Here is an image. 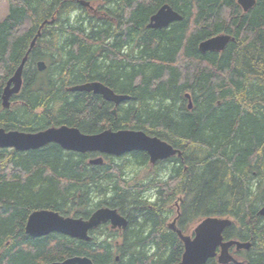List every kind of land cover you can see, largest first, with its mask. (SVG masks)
<instances>
[{"label": "trees", "instance_id": "trees-1", "mask_svg": "<svg viewBox=\"0 0 264 264\" xmlns=\"http://www.w3.org/2000/svg\"><path fill=\"white\" fill-rule=\"evenodd\" d=\"M102 1L120 26L117 50L106 45L104 54L96 45L115 32L113 24L98 25L77 0H7L0 20V127L36 132L67 125L88 134L140 129L180 149L181 156L172 157L170 175L159 182L123 178L125 168L148 162L143 152L123 160L107 156V163L96 165L88 159L97 153L63 150L56 143L26 151L0 148V264H44L74 255H87L93 264H175L183 246L165 222L179 195L177 228L184 231L208 215L229 216L223 239L251 246L234 252L242 256L239 262L227 264H264V217L258 214L264 203V0L245 12L237 0ZM164 3L182 20L145 29ZM51 17L28 52L20 91L3 108L6 81L40 22ZM219 33L234 40L220 52H199V42ZM132 41L134 48L122 55L120 48ZM38 60L45 62L42 71ZM87 79L129 94L130 101L113 118L111 104L101 103L99 95L66 90ZM149 187H157L155 194L140 196ZM101 206L126 216L128 226L112 230L102 224L90 230L88 241L24 231L37 209L86 218ZM205 264L218 263L210 258Z\"/></svg>", "mask_w": 264, "mask_h": 264}, {"label": "water", "instance_id": "water-1", "mask_svg": "<svg viewBox=\"0 0 264 264\" xmlns=\"http://www.w3.org/2000/svg\"><path fill=\"white\" fill-rule=\"evenodd\" d=\"M237 2L246 10L253 5L255 0H237ZM80 3L87 5L88 2L80 0ZM179 19H181V16L173 11L168 4H164L151 17V22L148 26L161 28L170 21ZM51 21L45 20L41 26L45 22ZM39 34L40 30L33 38L27 53L34 46ZM230 40H233V37L227 34H217L201 42L199 48L202 52L207 50L221 51ZM27 53L23 56L14 73L6 81L2 89L1 104L5 108L10 105V97L20 91L22 83L21 74L27 59ZM45 67L44 61L37 63L38 70H44ZM69 90L99 94L103 99L112 102L114 105L130 98L127 94L115 93L109 86L99 81H88L74 86L72 85ZM48 143H56L65 150L81 153L99 152L114 156H119L132 150H142L147 153L151 163L166 159L175 153V150L167 142L155 136H150L140 129H120L113 131L109 128L99 133L88 134L81 132L75 126L67 125L47 127L36 132L5 130L0 127V147L2 148L26 151L39 148ZM89 163L101 164L103 160L98 156L97 158L90 159ZM258 214L264 217V203L259 208ZM175 220L173 219L168 224V227L177 233L183 243L184 249L180 261L176 264H204L208 259L214 257H216L219 264H227L229 262L237 263L238 261L229 252V247L235 245L236 249L245 250L250 247V242L222 239L223 230L232 222L229 217L208 216L204 219H199L194 225L193 236L179 230L175 226ZM105 222L110 223L111 229H124L127 223L126 219L115 208L107 206L95 209L86 218L62 216L56 211L41 209L30 214L24 230L33 237L58 232L71 238L88 241L91 238L89 231ZM44 264H93V261L87 255H74L63 260Z\"/></svg>", "mask_w": 264, "mask_h": 264}, {"label": "flooded vegetation", "instance_id": "flooded-vegetation-1", "mask_svg": "<svg viewBox=\"0 0 264 264\" xmlns=\"http://www.w3.org/2000/svg\"><path fill=\"white\" fill-rule=\"evenodd\" d=\"M89 4L87 5V6H85V5H82V4H80V6L82 7V9H81V11L82 12H84L85 10H86V12L88 13L86 16H90L91 18H94L95 20H96V23H98V25H100V24H106L107 22H109V23H111V24H113V26H112V29L115 31V32H110V33H108V35H107V37L102 41V42H104V44L103 43H99V42H97L98 43V46L96 45V48L98 49V51H99V54H104V52L105 51H107V46L106 45H110V47H111V49H115V50H117L116 49V44H114L116 41H117V36H118V29L120 28V26H119V21H118V18L116 17V16H112L111 14H109L108 13V8L104 5V3H103V1L102 0H86ZM119 1H121V4H124L125 3V1L124 0H112L111 2H110V4L112 3V5L113 4H117ZM108 2V1H107ZM164 4H168V3H164ZM164 4H162V5H164ZM161 5V6H162ZM169 5V4H168ZM160 6V7H161ZM175 12H177L180 16H181V19L180 20H176V21H171V22H169L166 26H164V27H161V28H166V27H170L172 24H174L175 22H179V21H181L182 20V15L178 12V11H176L171 5H169ZM159 7V8H160ZM158 8V9H159ZM158 9H156L154 12H152L151 14H150V16L148 17V20H147V22H146V24H145V29H149V30H155V29H161V28H151V27H148L147 26V24L150 22V17L158 10ZM247 11V10H246ZM53 20H54V17H53ZM96 23H94V25H97ZM45 26V25H44ZM88 33H90V31H87L85 34H88ZM209 38V37H208ZM200 43V42H199ZM199 43L197 44V49L199 50V47H198V45H199ZM95 48V49H96ZM134 48V41H132L131 43H125V44H123V47L122 48H120V51H121V54L122 55H125V54H128V53H130L131 52V50ZM126 51H128V53L126 52ZM199 52H201L200 50H199ZM205 52H208V51H205ZM215 52H219V51H215ZM201 53H204V52H201ZM109 66H111V64L109 63ZM109 70V69H108ZM88 81H99V82H101V83H103V84H105V82H103V81H101V80H99V79H87V80H85V81H83V82H80V83H75V84H72L73 86L74 85H77V84H81V83H85V82H88ZM71 85V86H72ZM105 85H107V84H105ZM71 86H67L66 87V90L67 91H70V90H68L67 88L68 87H71ZM108 86V85H107ZM112 89V88H111ZM113 90V89H112ZM114 92H115V90H113ZM71 92V91H70ZM73 92V91H72ZM79 92H83V91H79ZM86 94H88V95H90V96H92V95H99V94H94V93H92V92H87V91H84ZM115 93H119V92H115ZM124 94H126V93H124ZM186 94H188L189 95V97L188 96H186ZM127 95H129V94H127ZM185 95V98L188 100V103H189V100H190V94L189 93H185L184 94ZM101 98H102V96L101 95H99ZM129 97H130V95H129ZM126 101H130V98L128 99V100H124V101H122V102H120L119 104H117V105H114L112 102H110V101H106L105 99H101V103H103V102H107L108 103V105L109 104H111L109 107V113L113 116V118H115L116 117V115H117V110H118V106L119 105H121V104H123L124 102H126ZM187 103V104H188ZM188 107V106H187ZM109 128V127H108ZM111 130H112V128H110ZM121 129H124V128H121ZM117 130H119V129H117ZM102 131V130H101ZM100 132V131H99ZM97 133V132H96ZM136 152H143V151H136ZM130 153H132V151H129V152H126V153H124V154H122V155H120V156H114L115 158L116 157H122L121 158V160H123V156H126V155H129ZM145 155H147V153L146 152H143ZM97 156H103V163L105 164V163H107L108 161H107V156H108V154H101V155H97ZM180 156L181 155H177V154H174V155H172L171 157H168V158H166V159H162V160H157V161H155L154 163H150L149 162V160L147 159V163L146 164H148V171L150 172V175L148 174L147 176V179L149 178V179H156V180H158L159 182H160V180H159V173L157 172L158 171V168L160 167V166H162L163 164H165V167H166V165H167V167L169 166V165H171L172 166V164H173V161H171V159H172V157H175V158H180ZM90 158H92V157H90ZM147 158H148V155H147ZM89 160V159H88ZM88 163H89V161H88ZM103 163H101V164H103ZM91 164V163H90ZM146 164L145 165H142L141 167H145L146 166ZM96 165H100V164H96ZM138 167V166H137ZM137 167L135 168V169H132V173L134 172V176H133V178L132 179H137L139 176L136 174V171H137ZM144 169V168H143ZM172 171V168H171V170H170V172ZM127 177H129V175L126 173L125 174V176H123V178H127ZM130 178V177H129ZM177 179H179L180 178V176H177L176 177ZM177 182H178V180H176ZM155 189H157V187H154ZM154 188H152V187H149V188H145V189H143V191L141 192V194H140V196H145V197H149V196H151V194H155V189ZM137 190H140V188H139V184H137ZM136 190V191H137ZM152 190V193L150 192V194H148V192L149 191H151ZM132 192H134L135 193V190L134 191H132ZM136 194V193H135ZM137 195V194H136ZM139 197V196H138ZM179 197H181L180 195L179 196H177V199L179 198ZM173 204L174 205H176V200L175 201H173ZM170 207H171V205H170ZM169 207V208H170ZM176 208V207H175ZM176 212H175V216L172 218V220L173 219H176L175 220V226H179V224H178V220H179V218H180V207H179V213L177 214V208H176V210H175ZM120 215H123V214H121V213H119ZM124 216V215H123ZM126 219H127V217L126 216H124ZM263 222H264V220H263ZM169 223V222H168ZM168 223H166V226H168ZM232 223V222H231ZM231 223H230V225H231ZM103 224H105V225H107V226H110V223L109 222H105V223H103ZM230 225H228V226H230ZM126 226H128V220H127V224H126ZM227 226V227H228ZM227 240H239V239H234V238H230V239H227ZM239 241H241V240H239ZM242 242H249V241H242ZM250 246H251V242H250ZM234 250L235 252H241V251H244V249H236V247H235V245H232V246H230L229 247V251L231 252V250ZM249 249V248H248ZM235 257H237V258H241L242 256L241 255H239V254H233ZM206 263V262H205Z\"/></svg>", "mask_w": 264, "mask_h": 264}, {"label": "rangeland", "instance_id": "rangeland-1", "mask_svg": "<svg viewBox=\"0 0 264 264\" xmlns=\"http://www.w3.org/2000/svg\"><path fill=\"white\" fill-rule=\"evenodd\" d=\"M7 11H8V3H7V0H0V20L5 17ZM171 168H172L171 165H169L168 167L166 165V167H165V164H163L162 166H160L158 168V171L157 172L160 175L159 176V180L160 181L166 180L168 178V176L170 175ZM132 169H128V170L126 168L124 169V172H126L129 175V177H131V178H133V176H134V172L132 173ZM136 174L139 177L147 178L148 177L147 175L148 174L150 175V172L148 171V164H146L145 167L143 166L141 168H137ZM150 192L152 193V190L149 191L148 194H150ZM151 200H153V198H151ZM175 210H176L175 205L174 204H171L170 211L168 212V215L166 217L165 224L168 223V222H170L172 220V218L175 216V212H176ZM71 217H74V216H71ZM189 227L190 228L189 229H186V231L189 230V233L191 234V232H192V229L191 228L193 227L192 224H190ZM105 237H106L105 234H103L101 236V238H105Z\"/></svg>", "mask_w": 264, "mask_h": 264}, {"label": "bare ground", "instance_id": "bare-ground-1", "mask_svg": "<svg viewBox=\"0 0 264 264\" xmlns=\"http://www.w3.org/2000/svg\"><path fill=\"white\" fill-rule=\"evenodd\" d=\"M78 2V4L80 5L81 3H80V0H77ZM82 1H85V2H87L86 0H82ZM256 1V0H255ZM255 3V2H254ZM254 3H253V5H254ZM89 3H87V5H88ZM237 4L242 8V6L237 2ZM83 5V4H82ZM87 5H85V6H87ZM252 5V6H253ZM163 6V5H162ZM252 6H250L249 8H251ZM248 8V9H249ZM172 9V8H171ZM248 9H246V10H248ZM173 10V9H172ZM242 10L245 12L246 10H244L243 8H242ZM158 11V10H157ZM157 11L154 13V14H156L157 13ZM174 11V10H173ZM177 13V12H176ZM153 14V15H154ZM178 14V13H177ZM152 15V16H153ZM151 16V17H152ZM151 17H150V22H151ZM45 20H48V21H50V20H52L51 22H45L44 24H43V26H41L42 25V23L45 21ZM180 20V19H179ZM53 17H51L50 19H44V20H42L41 22H40V24H39V26H38V29H37V31H36V33H35V35H34V37L37 35V32L39 31V30H41L43 27H44V25H47V24H52L53 23ZM149 22V23H150ZM171 22V21H170ZM149 23L147 24V26L149 25ZM166 26V25H165ZM149 27V26H148ZM151 28H153V27H151ZM60 29V28H59ZM219 34H226V33H219ZM40 35V34H39ZM217 35V34H216ZM227 35H229V34H227ZM213 36H215V35H213ZM229 36H231V35H229ZM33 37V38H34ZM210 37H212V36H210ZM209 37V38H210ZM231 37H233V36H231ZM33 38H32V40H33ZM208 38H206V39H204V40H202L201 42H203V41H205V40H207ZM32 40H31V42H32ZM233 40H234V38H233ZM233 40H230V41H233ZM230 41H228V42H230ZM31 42H30V44H31ZM200 42V43H201ZM227 42V43H228ZM200 43H199V45H200ZM226 43V44H227ZM199 45H198V47H199ZM226 46V45H225ZM29 48H30V45H29ZM28 48V49H29ZM31 50V49H30ZM199 50H200V48H199ZM28 51V50H27ZM207 51H209V50H207ZM222 51V50H221ZM202 52V51H201ZM205 52V51H204ZM220 52V51H219ZM27 53V52H26ZM27 55H28V53H27ZM39 61H42V60H38L37 62H36V66H37V63L39 62ZM19 65V64H18ZM17 68V67H16ZM15 71V70H14ZM39 71H42V70H39ZM14 73V72H13ZM21 79H22V74H21ZM49 83V82H48ZM71 86V85H70ZM69 88L70 87H68L67 89L69 90ZM71 91V90H70ZM70 91H68V92H70ZM72 92V91H71ZM74 92V91H73ZM186 96H188L189 97V95L188 94H186ZM190 105V106H189ZM191 101L189 100V103H188V108H191ZM3 107V106H2ZM3 108H5V107H3ZM6 108H8V107H6ZM106 129H109V128H105V129H103V130H106ZM124 129H128V128H124ZM102 130V131H103ZM120 130V129H119ZM130 130H138V129H130ZM113 131H116V130H113ZM101 132V131H100ZM97 133H99V132H97ZM146 133V132H145ZM92 134H94V133H92ZM146 134H148V133H146ZM150 136H155V135H150ZM155 137H157V136H155ZM157 138H159V137H157ZM160 140H163V139H161V138H159ZM163 141H165V140H163ZM166 142V141H165ZM168 143V142H167ZM171 147H172V149L173 150H175V153L174 154H177L178 156L179 155H181V150L180 149H178V148H175V147H173L170 143H168ZM0 148H2V147H0ZM63 149V148H62ZM63 150H65V149H63ZM69 151H71V150H69ZM132 151H142V150H132ZM74 152H77V151H74ZM129 152V151H128ZM144 152V151H143ZM79 153H81V152H79ZM83 153H87V152H83ZM126 153V152H125ZM103 154H105V153H103ZM124 154V153H123ZM98 156H94V157H92V158H89V160L90 159H94V158H97ZM101 158H102V160H103V156H100ZM171 157V156H170ZM88 160V161H89ZM92 164V163H91ZM37 210H41V209H37ZM34 211H36V210H34ZM34 211H32V212H34ZM31 212V213H32ZM30 213V214H31ZM30 214L28 215V217H27V220H26V222H25V225H26V223H27V221H28V218H29V216H30ZM62 216H64V215H62ZM122 217H124L123 215H121ZM208 216H216V217H222V216H219V215H208ZM208 216H205V217H202V219H204V218H206V217H208ZM125 218V217H124ZM126 219V218H125ZM126 221H127V219H126ZM127 224V223H126ZM24 225V226H25ZM230 225V224H229ZM127 227V226H126ZM125 227V228H126ZM109 228H111L110 226H109ZM25 231V230H24ZM26 233V232H25ZM29 235V234H28ZM43 236H45V235H43ZM33 237V236H32ZM39 237H41V236H39ZM115 258H118V256H116ZM45 263H47V262H45ZM205 264V263H204Z\"/></svg>", "mask_w": 264, "mask_h": 264}]
</instances>
